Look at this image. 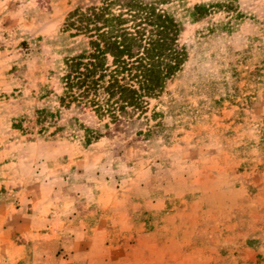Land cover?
<instances>
[{"label":"rangeland","instance_id":"1","mask_svg":"<svg viewBox=\"0 0 264 264\" xmlns=\"http://www.w3.org/2000/svg\"><path fill=\"white\" fill-rule=\"evenodd\" d=\"M102 5L0 0V264H264V0L157 5L182 61L116 125L62 79Z\"/></svg>","mask_w":264,"mask_h":264},{"label":"trees","instance_id":"2","mask_svg":"<svg viewBox=\"0 0 264 264\" xmlns=\"http://www.w3.org/2000/svg\"><path fill=\"white\" fill-rule=\"evenodd\" d=\"M160 3L164 0L154 3L103 0L101 7L74 12L76 23L69 24H77L76 28L84 33L90 32L89 27L93 25L96 35L94 39L91 35L88 42L92 51L83 49L65 60L67 73L62 79L68 98L77 99L71 93L78 88L80 100L88 101L97 117L107 114L114 125L120 121V113L139 116L144 112V97L159 93L165 80L174 74L182 61L181 53L175 49L177 25L166 11L157 7ZM115 4L121 7V12H113ZM107 55L112 57L110 65ZM130 82H135L138 87ZM100 88L107 95L101 101L98 98ZM61 101L64 103V98ZM128 107L130 111H127ZM89 134L87 141L94 132Z\"/></svg>","mask_w":264,"mask_h":264}]
</instances>
